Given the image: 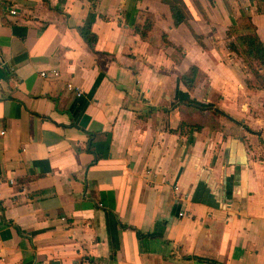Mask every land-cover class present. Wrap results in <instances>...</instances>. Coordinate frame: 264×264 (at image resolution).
Segmentation results:
<instances>
[{
  "label": "crops",
  "instance_id": "obj_1",
  "mask_svg": "<svg viewBox=\"0 0 264 264\" xmlns=\"http://www.w3.org/2000/svg\"><path fill=\"white\" fill-rule=\"evenodd\" d=\"M242 9L264 42V0H0V264H264Z\"/></svg>",
  "mask_w": 264,
  "mask_h": 264
},
{
  "label": "trees",
  "instance_id": "obj_2",
  "mask_svg": "<svg viewBox=\"0 0 264 264\" xmlns=\"http://www.w3.org/2000/svg\"><path fill=\"white\" fill-rule=\"evenodd\" d=\"M168 8L174 26H177L179 23L183 22L184 16L175 3L168 5ZM233 24L230 25L228 29L229 31L231 30L235 35L233 34V40L228 42L227 47L241 56L247 70L252 74L253 79L246 80V84L248 86L264 88V42H262L256 34L255 26L250 20V16L247 14V12L240 10L239 16L235 21V24ZM149 26V20H146L143 25L136 24L133 28L139 33L140 36H143ZM76 31L81 39L86 43V45L89 48H92L94 42L96 41V36L90 30L89 21L83 23L81 26H77ZM196 73V67L190 66L188 71L180 77V82L186 88H191ZM190 103L199 110L211 108L210 104H200L194 100H190ZM192 127L195 129L199 128L196 125H192ZM15 230L18 234H21V231L18 227L15 226ZM136 233L139 235L137 231Z\"/></svg>",
  "mask_w": 264,
  "mask_h": 264
},
{
  "label": "built area",
  "instance_id": "obj_3",
  "mask_svg": "<svg viewBox=\"0 0 264 264\" xmlns=\"http://www.w3.org/2000/svg\"><path fill=\"white\" fill-rule=\"evenodd\" d=\"M11 13H14V11H11ZM39 74L42 77H55V76H57V72L55 70H50V71H47V72L46 71H42ZM67 88L68 89H72V86L70 84H67ZM75 95H77V96L80 95V92L77 91L75 93Z\"/></svg>",
  "mask_w": 264,
  "mask_h": 264
},
{
  "label": "rangeland",
  "instance_id": "obj_4",
  "mask_svg": "<svg viewBox=\"0 0 264 264\" xmlns=\"http://www.w3.org/2000/svg\"><path fill=\"white\" fill-rule=\"evenodd\" d=\"M242 11H244V12H247V11H245V10H243V9H242ZM229 32H230L232 35L234 34V33H232V31H231V30H230ZM234 35H235V34H234ZM250 63H251V62H250Z\"/></svg>",
  "mask_w": 264,
  "mask_h": 264
}]
</instances>
